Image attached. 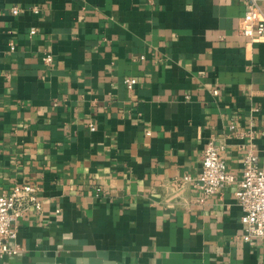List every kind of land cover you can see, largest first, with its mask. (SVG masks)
I'll list each match as a JSON object with an SVG mask.
<instances>
[{
  "label": "crops",
  "instance_id": "1",
  "mask_svg": "<svg viewBox=\"0 0 264 264\" xmlns=\"http://www.w3.org/2000/svg\"><path fill=\"white\" fill-rule=\"evenodd\" d=\"M246 9L0 0V194L31 184L42 201L0 264H51L70 241L123 264H264L235 194L247 151L264 166V37L240 33ZM212 138L236 181L201 202Z\"/></svg>",
  "mask_w": 264,
  "mask_h": 264
},
{
  "label": "built area",
  "instance_id": "2",
  "mask_svg": "<svg viewBox=\"0 0 264 264\" xmlns=\"http://www.w3.org/2000/svg\"><path fill=\"white\" fill-rule=\"evenodd\" d=\"M245 3L247 9L241 18L240 33L254 39L264 37V11L259 1L245 0ZM12 12L19 14L20 7H14ZM36 30L33 27L30 33L34 34ZM10 45L11 49L15 48L13 42ZM44 54V62L50 65L53 62L52 54L49 51ZM125 83L133 91L138 81L135 77H127ZM223 149L224 145L215 138L205 146L202 170L196 180L201 202L236 181L235 175L227 171L226 162L221 156ZM181 180L190 181L192 177L184 176ZM38 190L36 185L16 184L9 192L0 194V258L17 256L22 252L20 245L11 243L16 238L13 224L29 211L42 209ZM235 194L243 211L244 239L264 238V166L260 165L259 157L253 150L244 155L243 175Z\"/></svg>",
  "mask_w": 264,
  "mask_h": 264
},
{
  "label": "water",
  "instance_id": "3",
  "mask_svg": "<svg viewBox=\"0 0 264 264\" xmlns=\"http://www.w3.org/2000/svg\"><path fill=\"white\" fill-rule=\"evenodd\" d=\"M61 259L51 258V264H123L109 259L107 252L86 250L76 242H66L60 254ZM158 264H161L160 261Z\"/></svg>",
  "mask_w": 264,
  "mask_h": 264
}]
</instances>
